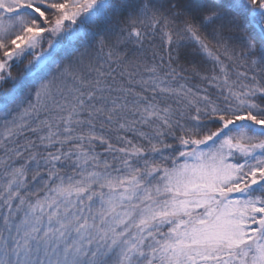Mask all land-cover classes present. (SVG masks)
<instances>
[{"label": "snow or ice", "instance_id": "1", "mask_svg": "<svg viewBox=\"0 0 264 264\" xmlns=\"http://www.w3.org/2000/svg\"><path fill=\"white\" fill-rule=\"evenodd\" d=\"M0 264H264V0H0Z\"/></svg>", "mask_w": 264, "mask_h": 264}]
</instances>
